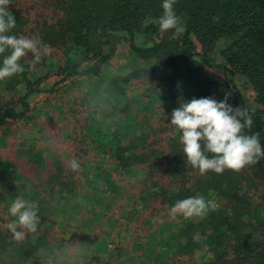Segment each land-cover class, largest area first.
<instances>
[{
    "label": "trees",
    "instance_id": "16d2710c",
    "mask_svg": "<svg viewBox=\"0 0 264 264\" xmlns=\"http://www.w3.org/2000/svg\"><path fill=\"white\" fill-rule=\"evenodd\" d=\"M162 3L13 0L7 6L16 20L8 34L38 37L41 47L51 46L53 52L35 65L29 53L20 60L24 72L0 81V129L34 142L45 133L50 140L63 125L64 140L56 147L53 142L54 155L38 171V181L0 183V203H5L0 206V264H50L38 250L48 233L45 224L53 227L60 243L51 247L64 249L63 254L75 249L77 239L68 244L75 235V218L85 205L97 204V195L85 189L97 172L107 189L121 192L123 210L114 216L113 234L104 243V248L108 243L111 247L99 264L113 263L123 248H130L127 259L135 257L133 264H264V240L252 239L256 233L264 236V159L239 173L209 171L200 176L186 167L179 134L168 124L181 102L204 97L219 102L228 94L227 103L234 109L250 110L251 132H259L264 145V0H176L174 11L185 21V31L176 39L171 38L174 30L161 34L153 23L163 14ZM138 34L146 44H136ZM121 37L130 65L103 76L102 68ZM71 49L79 52L75 62L63 56V50ZM8 54L0 55V66ZM211 54L222 61H214ZM196 58L200 63L191 64ZM45 65L46 73L32 74ZM237 76L249 87L251 102L236 86ZM82 78L104 81L85 104L79 95L63 90ZM132 85L143 104L127 95ZM56 95L62 99L56 101L62 124L49 122L42 107L37 113V102L55 101ZM139 110L146 114L137 116ZM73 158L80 163L78 172L66 167ZM19 163L26 167L22 173L36 172L24 159ZM102 164L105 169L98 167ZM123 173L131 187L119 189ZM196 195L216 205L203 218L176 216L174 231L164 237H151L142 221L136 225V216L170 213L175 202ZM17 196L36 202L40 217L37 232L22 242L14 241L5 227L14 219L6 210ZM88 259L78 264H91Z\"/></svg>",
    "mask_w": 264,
    "mask_h": 264
},
{
    "label": "clouds",
    "instance_id": "9594fccd",
    "mask_svg": "<svg viewBox=\"0 0 264 264\" xmlns=\"http://www.w3.org/2000/svg\"><path fill=\"white\" fill-rule=\"evenodd\" d=\"M12 2L13 0H0V55L9 53L4 56L0 66V81L24 72L20 60L29 53L33 55L32 64L35 65L43 56L53 52L51 46L41 47L38 37L8 34L16 27V20L7 7ZM175 3L176 0H163V14L153 21L158 25L161 34L174 30L172 39L178 38L185 31V21L174 11ZM227 100L228 94L219 102L211 97L193 98L188 102H181L171 113L168 124L174 133L179 134L185 165L197 170L200 176L209 171L215 174H223L226 170L239 173L264 159V145L261 144L260 133L251 132L253 120L250 110L247 107L234 109ZM66 167L72 172H78L81 168L75 158L69 160ZM215 207L214 202L196 195L175 202L170 208V215L173 218H203L210 208ZM8 211L14 219L5 227L14 241L22 242L29 234L37 232L40 217L36 202L17 196ZM252 239L264 240V236L256 233Z\"/></svg>",
    "mask_w": 264,
    "mask_h": 264
},
{
    "label": "rangeland",
    "instance_id": "374dc122",
    "mask_svg": "<svg viewBox=\"0 0 264 264\" xmlns=\"http://www.w3.org/2000/svg\"><path fill=\"white\" fill-rule=\"evenodd\" d=\"M135 42L138 45L146 44L143 36L140 34L136 35ZM63 56L69 61L75 62L79 58V52L72 49L63 50ZM210 56L214 59V61H222L221 58L216 54H211ZM130 61L129 49L123 37L122 40H119L116 43L113 56L103 66L101 72L103 76H111L113 74L122 72L121 70L127 68L130 65ZM199 63L200 60L198 58L191 61V64ZM47 67V65L38 67L32 72V74L42 75L48 71ZM235 83L241 94L244 96V99L247 102H251L250 89L244 83L242 78L237 76ZM102 84H104L102 79L87 80V78H82L72 81L67 86H65L63 90L66 89L71 95H79L85 104L89 99H91L92 94L100 89ZM136 88L137 87L135 85H132L127 90V95L130 96V98L132 97V99L136 100L140 104H143L144 100L135 96L138 95L136 93ZM56 97L57 99L55 101L50 102L49 100H46L42 104L37 102V107L39 109L37 113L42 112L40 109V107H42L47 113L49 122L56 120L57 123L62 124V112L56 105V101L61 103L62 99L60 98V95H56ZM35 100L36 98H34V101ZM82 107L83 105L81 108ZM144 114H146L145 110H139L137 112V116L139 117H142ZM61 124H57V126L59 127ZM63 129V125H61L57 134L50 136L51 141L48 140L49 138L45 140L44 135L48 134L45 133L34 142L23 140L17 132H12L9 128L0 129V183L19 184L22 183V181H24V183H28V179L24 178H29V181L31 182L38 181V171H43L42 169L45 168L46 164L51 161L52 155H54L52 147L53 142H55L54 147L57 145H63L62 143L64 139H61V137L64 136ZM21 159L33 164L37 169H35L36 172L31 171L30 175L22 173L23 169L26 167L24 165H20L19 161ZM98 167L105 169L106 165L102 164ZM122 178L123 179L119 181V189L130 186V180L126 179L125 173L122 174ZM85 189L87 192L95 193V195H97V201L95 200L97 204L91 202V204L85 205L84 209H82L75 218V235L72 236L73 238L70 239L68 244L73 246L75 244V239H77L79 241V243H77V247L75 249H70L66 254H63V252H65L64 249L62 250L59 247H51V244L52 246L53 244L55 246L56 244L59 245L60 243L57 242L58 239L54 238L55 233H53V227H49L47 224H45L43 226L47 227L48 233L47 235L45 234L46 237L44 236V242L42 239H40L41 241L38 248L41 253L40 257L44 263L50 262L52 255H54V258L56 259V263L54 264H70L69 260L75 261V264H78L82 262V260H87V257H89L88 261L90 260L91 264H99L104 260L105 255H108L107 252L111 247V244L108 243L106 248H104V243L109 242V239L113 234L112 225L115 223L114 216L123 214V210H121L119 207L120 198L122 197L121 192L119 193L117 190L107 189V185L99 176L98 172L95 177V182L90 183L85 187ZM215 202L217 201L215 200ZM0 206L5 207V203H0ZM7 213H9L8 210H6V214ZM136 219L140 220L139 222H136V225L142 221L141 226L151 237H164L168 231H174L175 229L174 218L169 212L161 216H152L148 218H143L141 216V219L136 216ZM82 226L83 229H81ZM46 242H49V245ZM201 250H205V245L202 246ZM129 254L130 248H123L121 253L115 256V261L111 264H133L136 258L132 256L127 259Z\"/></svg>",
    "mask_w": 264,
    "mask_h": 264
}]
</instances>
